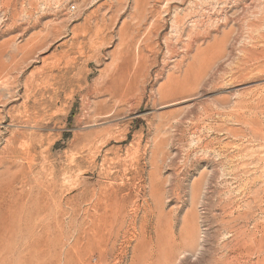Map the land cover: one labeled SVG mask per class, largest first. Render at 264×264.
Masks as SVG:
<instances>
[{"label": "rangeland", "instance_id": "1", "mask_svg": "<svg viewBox=\"0 0 264 264\" xmlns=\"http://www.w3.org/2000/svg\"><path fill=\"white\" fill-rule=\"evenodd\" d=\"M0 75V264H264V0H0Z\"/></svg>", "mask_w": 264, "mask_h": 264}, {"label": "bare ground", "instance_id": "2", "mask_svg": "<svg viewBox=\"0 0 264 264\" xmlns=\"http://www.w3.org/2000/svg\"><path fill=\"white\" fill-rule=\"evenodd\" d=\"M8 69V68H7ZM6 69V70H7ZM1 76V75H0ZM4 85V84H3ZM4 88H2V86H0V89L3 91L6 89V86H3ZM6 91H8L6 89ZM11 91H8L6 93V95H4L6 97L5 101L0 102V108L4 109L6 107V105L11 102V100L13 99V94L10 93ZM3 96V97H4ZM3 100V98H2ZM10 112L7 113V116L10 115ZM4 120V118L2 119ZM2 125V123L0 124ZM6 131V130H5ZM11 136L9 139L5 140V145L3 147H1L0 149V168L5 169L10 175H11V170L12 169H17L14 165H15V160L19 155V152L16 150V148L14 147V143H15V139L16 136L15 135H9ZM0 137H2V131L0 130ZM30 162V161H29ZM31 163V162H30ZM7 165H10L9 167H6ZM17 171V170H16ZM5 172V173H7ZM13 172V171H12ZM0 175H3V173H0ZM6 176V174H5ZM9 178V177H8ZM2 181V180H1ZM10 181V180H9ZM6 182V181H5ZM16 182V181H15ZM29 183V182H28ZM24 184V182H23ZM2 185V184H1ZM12 186V185H10ZM3 187V186H2ZM7 187V184H6ZM13 187V186H12ZM45 187V186H44ZM5 188V187H4ZM3 189V188H2ZM1 190V189H0ZM10 190V189H9ZM23 198V197H22ZM20 203V202H19ZM25 207V206H24ZM25 210V209H24ZM21 219V218H20Z\"/></svg>", "mask_w": 264, "mask_h": 264}]
</instances>
